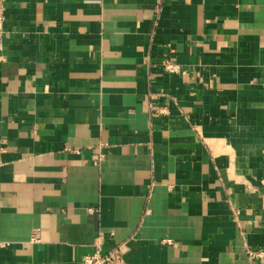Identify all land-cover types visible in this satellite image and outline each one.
Segmentation results:
<instances>
[{"label": "crops", "instance_id": "1", "mask_svg": "<svg viewBox=\"0 0 264 264\" xmlns=\"http://www.w3.org/2000/svg\"><path fill=\"white\" fill-rule=\"evenodd\" d=\"M0 14V264H264V0Z\"/></svg>", "mask_w": 264, "mask_h": 264}, {"label": "built area", "instance_id": "2", "mask_svg": "<svg viewBox=\"0 0 264 264\" xmlns=\"http://www.w3.org/2000/svg\"><path fill=\"white\" fill-rule=\"evenodd\" d=\"M4 22H5V18L3 14H0V53L3 48ZM166 68L171 72H175V73L181 72V70L174 65L167 66ZM97 159L99 158L97 157ZM32 240L34 242L39 241L40 238L38 234H34ZM98 240L99 243L96 245L95 252L85 255L82 260V264H127L122 257L121 245L116 246L109 251H104L102 248L103 246L102 236L98 238ZM5 246H7V244L0 241V248ZM263 254L264 252H260V251L250 252L251 258H262Z\"/></svg>", "mask_w": 264, "mask_h": 264}]
</instances>
